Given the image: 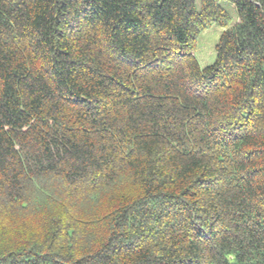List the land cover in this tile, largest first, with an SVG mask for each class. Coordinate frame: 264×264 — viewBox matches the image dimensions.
Returning a JSON list of instances; mask_svg holds the SVG:
<instances>
[{
  "label": "trees",
  "instance_id": "1",
  "mask_svg": "<svg viewBox=\"0 0 264 264\" xmlns=\"http://www.w3.org/2000/svg\"><path fill=\"white\" fill-rule=\"evenodd\" d=\"M199 1L0 0V264H264V0Z\"/></svg>",
  "mask_w": 264,
  "mask_h": 264
},
{
  "label": "rangeland",
  "instance_id": "2",
  "mask_svg": "<svg viewBox=\"0 0 264 264\" xmlns=\"http://www.w3.org/2000/svg\"><path fill=\"white\" fill-rule=\"evenodd\" d=\"M220 5L230 15V21L226 27L230 26L237 20V13L234 6L227 0H220ZM196 8L200 7V1L195 0ZM225 27H221L216 22H212L204 31H202L196 40V47L194 54L201 65H207L214 61L215 58V44L222 30Z\"/></svg>",
  "mask_w": 264,
  "mask_h": 264
}]
</instances>
